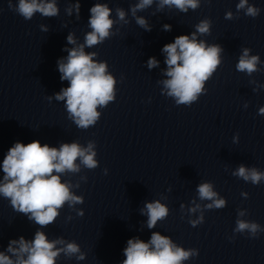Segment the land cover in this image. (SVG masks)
<instances>
[{
  "label": "clouds",
  "instance_id": "1",
  "mask_svg": "<svg viewBox=\"0 0 264 264\" xmlns=\"http://www.w3.org/2000/svg\"><path fill=\"white\" fill-rule=\"evenodd\" d=\"M154 0H139L131 9L133 15L137 10H144L153 4ZM165 6L169 9L175 8L182 13L189 9L195 11L200 7V0H158V10ZM79 3L75 5L79 14ZM9 8L17 12L25 20H31L35 13L45 17L58 15L55 0H18L13 6L9 0ZM237 11L246 9L245 15L257 17L260 8L249 5L248 0H239L236 5ZM112 9L106 3H96L90 8L88 26L91 31L85 35L84 44L73 47L68 51L66 62L58 61L60 79L68 81V87L56 93V100L66 101L67 112L72 117L78 128L87 129L94 126L101 117L97 111L98 106H107L109 102L116 99V80L108 73V65L105 62H97L94 57L96 52L86 53L85 47H93L109 39L114 33L112 28L114 20L111 19ZM120 21L125 20V11L116 9ZM226 19H233L229 11L225 14ZM136 23L146 30H151L148 22L143 17H136ZM210 19L201 20L195 27L196 32L189 35H179L174 42L165 44L162 51L166 53L165 63L167 65L166 76L163 81L167 96L174 98L176 105H186L198 101L205 94V83L213 77L220 67L221 53L223 49L218 45H206L204 41H198L197 33L209 34L211 27ZM164 29L171 30V25L165 24ZM69 44H76L74 36L70 33L67 37ZM251 49L243 48L239 56L236 70L252 76L260 71L257 67L261 63L260 56L250 55ZM158 61L150 57L147 64L149 68L158 66ZM255 91V89H254ZM51 99V98H49ZM259 114L264 115V107L259 108ZM238 136V135H237ZM94 144L90 142L87 147H81L78 143H64L59 148L41 144L39 140H33L24 144L16 142L10 147L3 159V182H0V195L10 200L12 208L28 220L45 228L53 224L60 215V209L65 204L74 209L76 204H83L84 197L74 195L70 189L71 183L61 181V175L66 172L77 173L80 164L87 169H95L99 166ZM79 159L80 164L76 161ZM107 174V169L104 170ZM234 176L258 185L264 180V172L257 168H246L241 165L232 173ZM78 186V185H77ZM199 199L211 201L206 204L207 209H222L226 206L225 199L217 198L210 182L201 183L197 188ZM247 198L248 193H242ZM183 207V205L181 206ZM200 208L196 205L189 209L195 213ZM78 216H83V209L76 210ZM142 214L148 217L147 226L154 228L158 221L165 219L169 209L159 200L147 202ZM243 216L244 212H238ZM72 217L69 216L70 220ZM201 215L197 220L189 223L195 227L203 223ZM247 231L252 238L257 233L264 231L255 222L237 219L234 232L244 233ZM59 246V247H58ZM6 255L0 251V264H57L58 258L64 257L84 260L86 254L75 241L67 242L63 237L50 240L44 231L37 230L34 239L26 240L21 236L19 239L10 240ZM125 259L122 264H182L183 261L198 256L197 249L178 247L168 236L153 232L148 242L139 238L129 239L127 247L123 250ZM12 257H15L13 259Z\"/></svg>",
  "mask_w": 264,
  "mask_h": 264
}]
</instances>
